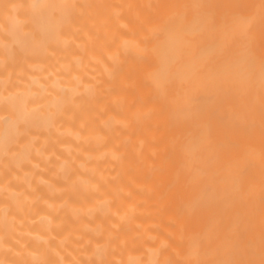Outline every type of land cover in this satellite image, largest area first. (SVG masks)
<instances>
[{
	"label": "bare ground",
	"instance_id": "1",
	"mask_svg": "<svg viewBox=\"0 0 264 264\" xmlns=\"http://www.w3.org/2000/svg\"><path fill=\"white\" fill-rule=\"evenodd\" d=\"M0 264H264V0H0Z\"/></svg>",
	"mask_w": 264,
	"mask_h": 264
}]
</instances>
